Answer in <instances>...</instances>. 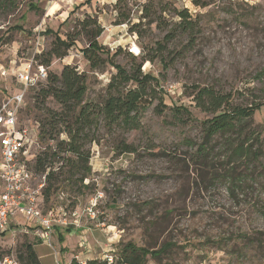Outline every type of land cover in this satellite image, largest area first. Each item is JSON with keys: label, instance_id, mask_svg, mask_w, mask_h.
Returning <instances> with one entry per match:
<instances>
[{"label": "rangeland", "instance_id": "rangeland-1", "mask_svg": "<svg viewBox=\"0 0 264 264\" xmlns=\"http://www.w3.org/2000/svg\"><path fill=\"white\" fill-rule=\"evenodd\" d=\"M172 9L190 11L200 27L195 40L177 26L180 19ZM124 14L130 21L118 25ZM89 18L103 28L98 42L105 65L90 68L83 53L88 42L80 36L65 58L52 60L51 74L75 67L87 75L85 102L99 103L116 74L113 63L128 71L141 64L157 80L158 99L142 115L139 131L110 133L100 127L98 141L86 147L91 174L84 185L90 189L78 192V187L64 185L50 203L43 202L44 212L63 207L69 221L77 212L81 230L57 228L51 246L35 237L1 236V261L9 257L19 264L18 252L28 241L35 244L41 264L70 263L73 255L76 264L111 263L119 243L133 242L155 250L171 245L166 255L148 264H264V152L248 169L241 162L232 164L241 177L233 185L223 179L229 160L223 139L218 138L210 165L192 160L203 141V122L212 118L196 106L195 87L232 93L234 106L262 103L251 127L264 137V77L258 74L264 69V0H0V102L22 91L15 73L37 50L50 51L55 37L49 32L66 39ZM134 25L140 35L130 32ZM167 35L173 40L165 43ZM131 43L142 51L135 60L127 51ZM160 45H167V51H160ZM120 48L122 53L110 61L109 55ZM148 54L157 57L154 62H143ZM36 94V88L29 92L20 117L30 126L44 113L34 108ZM46 105L60 111L52 99ZM122 139L137 152L121 154L117 146ZM63 140L65 134L57 141ZM41 144L34 151H46L47 143ZM212 164L221 178L214 179ZM34 180L40 184L42 175ZM99 194L98 218L91 220L87 208ZM245 235L260 240L250 243Z\"/></svg>", "mask_w": 264, "mask_h": 264}, {"label": "trees", "instance_id": "trees-1", "mask_svg": "<svg viewBox=\"0 0 264 264\" xmlns=\"http://www.w3.org/2000/svg\"><path fill=\"white\" fill-rule=\"evenodd\" d=\"M91 2L92 0H88ZM200 1H195L197 6H207ZM176 17L180 19L177 26L187 33L191 39L197 38L200 32L197 21H194L188 9H172ZM147 16V15H145ZM144 19L146 17H143ZM130 21V15L124 14L119 19L118 25ZM81 31L72 33L63 39L57 33H52L55 40L50 51L37 54L35 60L45 66H51L53 59L65 58L72 47H74L80 36H83L88 47L83 50L85 59L89 62L92 70L103 67L106 63L102 57L104 47L98 42V38L103 33V28L99 25L98 19L89 18L84 21ZM138 26L134 25L130 32L140 35ZM173 40L172 35H167L165 43ZM3 40L0 39V44ZM160 51H167V45H160ZM122 53L118 49L113 55H109V60ZM129 54V53H128ZM132 56L131 54H129ZM142 55V51H141ZM135 60V56H132ZM140 57V56H139ZM157 57L147 55L143 57V62H154ZM116 69V74L111 77L107 86L106 96L101 102H85L88 93V79L86 74L79 73L75 67L65 66L61 75L49 73L48 81L38 86L35 109L42 111L43 116H35L38 123L39 138L42 143H47L46 151L39 152L35 158L33 170L35 175H42L46 178V186L43 191V200L50 203L61 190L62 186L69 185L78 187V192L90 189L84 185L91 174L89 166L90 152L87 145L98 141L97 133L100 127L109 130L123 132L139 131L142 129V115L158 99L159 92L157 80L150 74L142 71L141 64L135 65L133 70L128 71L124 67L112 64ZM264 77V69L258 73ZM193 91L196 106L204 113L212 115L211 119L203 122V141L197 145V151L192 157L195 165L209 164L214 156L215 146L218 138L224 140V149L229 153L228 171L223 179L239 181L240 173L236 176L237 162L252 166V161L258 160L264 152V137L262 133L255 131L251 127V121L256 111L263 106L260 102H252L250 105L241 107L232 104V93H225L215 87H195ZM52 99L60 106V111H54L46 105ZM163 102V101H162ZM180 115L185 111H178ZM65 134L67 140L57 141ZM51 141L57 142L55 147L49 145ZM186 144L194 146L191 140H186ZM121 154H135L137 150L134 145L128 144L122 139L117 146ZM62 154L67 155L64 157ZM55 163H60L58 169L53 168ZM233 164V165H232ZM211 168L215 174H219V169L212 164ZM57 170V171H56ZM236 176V177H235ZM222 175L214 176V179L221 178ZM68 232L72 229H66ZM250 243L258 241L248 235L242 236ZM33 243L26 241L21 245L18 252L19 264H41L35 252ZM118 252L115 254L113 262L108 261H88L87 264H148L149 259L158 260L168 253L170 244L162 246L160 249L138 247L133 242L119 243ZM72 264H76L74 260Z\"/></svg>", "mask_w": 264, "mask_h": 264}, {"label": "built area", "instance_id": "built-area-1", "mask_svg": "<svg viewBox=\"0 0 264 264\" xmlns=\"http://www.w3.org/2000/svg\"><path fill=\"white\" fill-rule=\"evenodd\" d=\"M127 51L132 56H141V49L135 43L129 44ZM36 52L41 53L39 50ZM50 70V66L37 62L35 57L29 59L15 73L17 83L23 87L22 91L0 102V237L8 234L35 237L51 246L57 228L76 231L81 230L82 225L77 212L73 213L75 218L69 221L63 207L43 211L46 178L42 176V182L35 185L33 170L39 153L38 150L34 151V145L42 143L38 125L30 126L20 120L29 92L48 81ZM1 74L6 76L7 71L3 70ZM100 199L101 194L90 200L87 217L91 220L98 218ZM0 264L17 263L9 257L1 261L0 257Z\"/></svg>", "mask_w": 264, "mask_h": 264}, {"label": "crops", "instance_id": "crops-1", "mask_svg": "<svg viewBox=\"0 0 264 264\" xmlns=\"http://www.w3.org/2000/svg\"><path fill=\"white\" fill-rule=\"evenodd\" d=\"M74 1H78V0H68L69 3L74 2ZM72 231H74V230H72ZM73 258H74V255L72 256L71 262L70 263L66 262V264H71L73 261Z\"/></svg>", "mask_w": 264, "mask_h": 264}]
</instances>
